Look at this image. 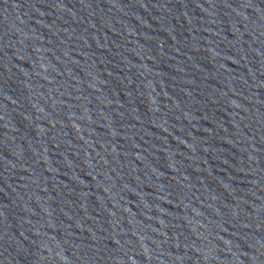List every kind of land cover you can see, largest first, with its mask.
<instances>
[{"label":"water","instance_id":"water-1","mask_svg":"<svg viewBox=\"0 0 264 264\" xmlns=\"http://www.w3.org/2000/svg\"><path fill=\"white\" fill-rule=\"evenodd\" d=\"M0 264H264V0H0Z\"/></svg>","mask_w":264,"mask_h":264}]
</instances>
